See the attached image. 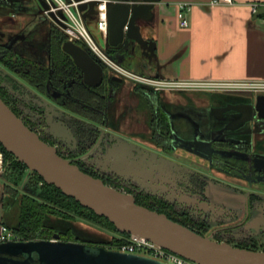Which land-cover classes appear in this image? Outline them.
<instances>
[{
    "label": "flooded vegetation",
    "instance_id": "1",
    "mask_svg": "<svg viewBox=\"0 0 264 264\" xmlns=\"http://www.w3.org/2000/svg\"><path fill=\"white\" fill-rule=\"evenodd\" d=\"M51 31L44 34H51L50 39L39 42L32 30L27 37H6L28 43L33 37L32 49L23 45L13 50L6 39L0 40V97L25 125L82 171L141 203L190 224H214L215 233L236 236L243 228L246 238L264 234V118L252 110L259 94L216 95L215 103L195 108L167 103L159 92L137 86L133 91L142 99L137 104L145 105L143 116L130 115L131 107L125 106L114 117L112 105L121 103L116 97L123 80H111L105 68L99 86L87 85ZM105 52L117 63L131 54L110 47ZM120 91L129 93V88ZM189 112L196 118H188ZM182 116L191 126L174 125ZM125 119L129 126L123 129ZM150 151L175 162L173 174L152 177L150 164L157 157ZM118 164L129 173H116Z\"/></svg>",
    "mask_w": 264,
    "mask_h": 264
},
{
    "label": "water",
    "instance_id": "2",
    "mask_svg": "<svg viewBox=\"0 0 264 264\" xmlns=\"http://www.w3.org/2000/svg\"><path fill=\"white\" fill-rule=\"evenodd\" d=\"M37 1L42 8H48L45 0ZM159 1L161 0H109L104 48H114L118 52L129 49L134 55L136 47H139L144 54L153 53L154 42L143 37L140 21L149 20L154 4ZM94 5L95 1H92L79 6V10L90 7L88 13H83L84 18L94 14ZM50 15L61 25L53 14ZM260 15H264V6L258 7L254 12V17ZM61 49L81 69L83 81L87 85L97 87L101 84L105 67L97 58L71 40H64ZM109 76L111 80H123L115 74ZM252 110L264 118L263 94L256 96ZM199 143L208 146V142ZM0 144L27 169L36 172L45 183L55 186L96 215L105 217L120 233L144 237L197 264H264V250L237 247L194 231L170 219L163 212L138 204L132 194L107 185L100 178L82 171L25 125L1 97ZM150 154L157 157H153L150 164L149 174L152 177L158 172L173 174L174 170L170 165L176 164L175 162L151 151ZM117 166L116 173H129L124 165ZM84 242L64 241L57 233L51 239L0 242V264H169L144 255Z\"/></svg>",
    "mask_w": 264,
    "mask_h": 264
},
{
    "label": "crops",
    "instance_id": "3",
    "mask_svg": "<svg viewBox=\"0 0 264 264\" xmlns=\"http://www.w3.org/2000/svg\"><path fill=\"white\" fill-rule=\"evenodd\" d=\"M24 1L0 0V40L15 33L18 23L25 22L23 27L32 22L34 25V19L30 18L33 14L22 7ZM182 1L191 3L186 13L189 22L186 27L179 25L177 17L178 4ZM232 1V4L213 6L210 0H161L155 3L149 20L140 21L143 37L154 42L153 53L144 54L142 48L136 47V54H125L119 63L134 73L166 79L264 80V15L254 17L251 11L252 4H264V0ZM86 23L104 46L107 35L96 29L92 14L86 18ZM125 86L129 88V93L120 91ZM135 88L138 87L132 81L123 79L116 97L122 100L121 103H113L111 116L121 114L125 106L131 107L128 109L130 115L143 116L141 112L146 108L144 104H137L142 99L138 91H133ZM223 94L234 95L233 92L205 90L159 92L167 103L191 104L195 108L208 105L216 95ZM188 115V118H196L194 113L189 112ZM186 117L175 119L174 125H181V128L191 126ZM122 126L123 129L129 126L127 119L122 121ZM130 127L138 130L140 126L133 124ZM18 217V203L6 192L0 180V226H15Z\"/></svg>",
    "mask_w": 264,
    "mask_h": 264
},
{
    "label": "built area",
    "instance_id": "4",
    "mask_svg": "<svg viewBox=\"0 0 264 264\" xmlns=\"http://www.w3.org/2000/svg\"><path fill=\"white\" fill-rule=\"evenodd\" d=\"M95 1L94 14L96 29L104 36L107 35V6L109 0H45L48 5L47 9L43 8V13L50 18L63 32L65 40H71L80 44L89 53H91L99 62L108 69L111 74L121 76L132 81L138 87H146L155 92L163 90H205V91H220V92H250L253 94H264V80L261 79H242V80H227V79H166L152 77L148 75L134 73L126 69L121 64L112 60L105 52L103 45L99 44L96 37L93 35L86 23V18L83 13H88L90 7L87 6L84 10H79L81 4H88ZM210 5L232 4V0H210ZM264 6L263 3H254L251 5V11L254 13L258 7ZM191 3L180 2L178 4L177 17L179 25L186 27L188 19L186 13L189 11ZM53 14L61 23L58 24L52 19ZM4 154L0 149V169L3 167ZM29 174V169L26 170ZM19 237L6 225L0 226V242L18 241ZM120 252L144 255L153 259L164 261L169 264H197L184 257H181L144 237L136 235H128L125 241L112 247Z\"/></svg>",
    "mask_w": 264,
    "mask_h": 264
},
{
    "label": "rangeland",
    "instance_id": "5",
    "mask_svg": "<svg viewBox=\"0 0 264 264\" xmlns=\"http://www.w3.org/2000/svg\"><path fill=\"white\" fill-rule=\"evenodd\" d=\"M22 7L24 9H29V12L33 14V16H30V18L32 20L34 19L35 23L34 25H32L33 22L27 23L25 25L26 27L25 26L23 27L25 22L18 23L16 27L17 28L16 32L13 34L21 33L22 36H26L28 34L27 32L32 29V31L35 33L34 34L35 35L34 39L36 38L35 41L39 42V40L46 41L47 38L48 39L51 38V34L48 36L46 34V36H44L45 32L48 29H51L52 30L51 32L53 33L55 32L57 34V36L55 37H57L58 40L56 39L54 41L55 44L58 46V48L61 49L62 42L66 38L63 32L61 31V29L43 13V8L40 6V4L36 0L33 1L25 0ZM0 25H2V19H0ZM42 35L44 37H42ZM12 38H8V39L4 38L6 39L4 43H8L9 47L13 50L17 49L18 46H23V45L24 47L25 46L29 47L30 43L31 44L34 43L32 42L33 37L28 39L30 41L29 43L27 41H23V39L17 40L13 38L14 39L13 40ZM29 49H32L31 46L29 47ZM9 55L12 54L7 53L6 56L9 58ZM0 66L4 67L3 64H0ZM108 73L111 74V72ZM125 85L128 84L125 83ZM124 88H126V86ZM27 173L28 172L24 169L21 172H18L17 169L14 167V164L12 163L11 157L5 158L4 156L3 167L0 169V180L1 182H3L4 186L7 187L8 191L17 189L36 196L38 194L39 186L42 185V181L39 180L33 183L30 182V180L32 179L34 181L35 178L33 177L28 178ZM74 209L75 212H74L73 222H71V233H70L71 235L70 236L68 235L66 239L77 240L79 242L83 239L85 242H89V241L93 242L95 240H99V241L101 240V243L99 244H101L105 248H108L112 244L111 240L116 238L117 235H119L117 231H115L106 220L95 217L85 210H77L78 208H74ZM192 225L196 229L201 231L202 234L206 236H211V238L215 240L227 241L232 245L233 244L240 246L253 245L259 249H264V234L259 233V235L255 237L246 238V233L244 232L246 230H244L243 228L237 229L236 230L237 235L232 236L230 234L215 233L214 224H208V225L192 224Z\"/></svg>",
    "mask_w": 264,
    "mask_h": 264
},
{
    "label": "trees",
    "instance_id": "6",
    "mask_svg": "<svg viewBox=\"0 0 264 264\" xmlns=\"http://www.w3.org/2000/svg\"><path fill=\"white\" fill-rule=\"evenodd\" d=\"M0 149L2 150L5 158L12 159V163L18 172H21L23 169L27 170V167L16 159L12 154L7 152L0 144ZM35 178L30 180V182L42 181V185L38 188V194L32 195L27 192L21 190H7L5 186V190L10 194V197L13 200H16L19 206V217L15 226L9 227L18 237L19 240H39V239H51L54 233L59 234L60 239L64 241H69L66 237L71 233V222H73L74 217V208H78L77 210H85L89 212L91 215L102 218L106 220L111 227L117 231L112 223H110L105 217L96 215L92 210L81 206L77 201H75L72 197L64 195L59 189L55 186L47 184L43 181V179L36 173L30 172L28 174V178ZM136 202L140 205L146 206L152 210L157 212H163L159 208L155 206L141 203L136 200ZM165 213V212H163ZM170 219L180 222L183 225L188 226L201 233L198 229H196L190 222L181 221L177 217L169 215L165 213ZM60 224L64 226L65 229L59 231L57 226ZM119 235L116 238L112 239V244L108 248L116 247L120 243L126 240L129 234L120 233L117 231ZM202 234V233H201ZM81 241H84L81 240ZM220 241V240H218ZM92 242V241H91ZM92 243H101V240H95ZM234 245V244H233ZM237 247H243L253 250H264L259 249L253 245H234Z\"/></svg>",
    "mask_w": 264,
    "mask_h": 264
}]
</instances>
